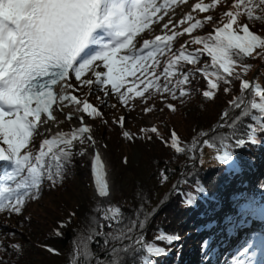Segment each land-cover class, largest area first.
Masks as SVG:
<instances>
[{
    "label": "trees",
    "instance_id": "1",
    "mask_svg": "<svg viewBox=\"0 0 264 264\" xmlns=\"http://www.w3.org/2000/svg\"><path fill=\"white\" fill-rule=\"evenodd\" d=\"M255 2L258 4V0ZM234 3L235 0H217L216 7L207 12L213 13L222 6H226L223 13L236 11ZM223 13L220 19L226 22ZM253 15H264V7L257 8ZM238 20L239 23L245 21L254 33L264 37V19L249 20L242 15ZM203 28L205 23L192 34L197 36V31L202 37L214 34V31L204 33ZM196 47L203 46L196 44ZM256 52L250 57L234 58V70L238 76H228L214 67L211 57L205 53L194 65L181 61L177 74L167 81L162 73L170 54L157 55L160 63L149 75L151 80L160 77L155 84L147 88L146 85L138 88L130 84L129 88L121 87L119 92L113 91L112 87L102 89L106 96L119 97L116 103H105L101 97L92 98L99 115L91 117L97 122L103 140L118 148L127 146L128 154L130 149H136L138 153L137 161L122 171L123 175L130 172L131 176L128 187L122 190L113 206L119 209L120 223L103 228V232L109 234L108 246H104L105 237L94 235L95 231L101 230L98 227L100 213L96 211L97 207L101 208L100 203L83 192L72 155L62 179L55 183L45 179L39 194L33 193L34 198L25 201L20 213L0 212V264H87L82 255L85 250L92 257V264H96L97 259L102 264H178L180 242L188 236L189 227L199 231L203 225L210 228L217 224L218 231L228 233L233 223L254 214L259 209L257 202L260 199L242 187L220 161L206 159V154L210 149L212 153L220 148L231 152L247 175L264 191V168L260 167V164L264 165V146L259 143V140L264 141V109L252 107L264 103L257 95L258 91L264 92V50L257 49ZM172 54L178 55L179 48L172 50ZM190 71L188 82L179 84L183 75ZM216 71L223 78L217 80L212 75ZM209 80L218 84L213 98L203 95L204 91L211 90ZM244 81L249 82V89H242ZM166 82L168 92L162 90ZM156 84L160 85L159 90ZM84 88H81L83 94ZM181 90L186 93L184 96L180 95ZM137 92H143V95L138 96ZM121 94H124V100H121ZM151 95L157 98L153 99ZM161 98L166 103L157 105L156 100ZM229 101L243 106L230 107ZM136 102L141 103L144 113L153 114L157 109L161 116L155 117V123L143 125L136 118L139 114ZM118 107L123 110V123L116 116ZM225 110L228 111L226 123L221 120ZM221 123L225 126L219 127ZM153 127L156 132L151 131ZM125 132L129 135L125 136ZM173 132L177 137L176 147L171 143ZM43 140L39 143L33 140L29 150L37 153ZM58 146L62 147L61 144ZM177 147L183 151H177ZM5 166L11 169L10 162L2 161L1 169ZM165 175L167 179H164ZM42 198L47 202L41 205V213L28 215L26 210ZM189 202L195 204L194 208L200 214H205L202 221L188 206ZM5 217H13L18 227L7 224ZM117 236L124 238L112 239ZM185 243L189 246L186 240ZM12 245L20 247L14 249ZM204 248L202 242L194 264H202L208 258Z\"/></svg>",
    "mask_w": 264,
    "mask_h": 264
},
{
    "label": "snow or ice",
    "instance_id": "2",
    "mask_svg": "<svg viewBox=\"0 0 264 264\" xmlns=\"http://www.w3.org/2000/svg\"><path fill=\"white\" fill-rule=\"evenodd\" d=\"M216 3L217 0H213L211 4L196 3L194 8L204 13L210 8H215ZM262 7L264 0H258V4L255 0H235L236 11L223 13L226 22H222V26H215L212 16L205 18L213 23L214 34L203 37L197 35L190 42H185L202 45V48L187 51L182 45L176 55L172 54L171 42L184 33L190 34L203 27L204 22L194 20L189 14L181 21L189 22L183 32L173 31L171 35H157L153 40H145L143 49H136L132 42L133 36L137 31L146 28L160 11L153 0H0V145H6L0 146V161L11 163V169L5 166L3 175H0V212L7 210L10 213H20L25 201L34 198L33 193L39 194L45 179L53 183L62 179L63 171L73 155L72 140L77 138V133L88 131L87 127L82 126L70 138L57 134L51 139L43 140L37 153L29 150V145L35 139L34 133L38 134V127L47 123L42 120V114H47L50 120L53 105L57 101L75 100V97L65 94L66 78L70 71L75 73L76 80H80L82 73L93 61L102 59L108 72L103 74L106 79L102 78L101 72H95L96 82L101 85L110 83L112 90L119 92L127 75H132L137 80L145 77L141 83H145L146 88L155 84L160 77L156 76L147 81L146 74L151 75L159 65L157 55L170 54L162 73L167 81L177 74V66L181 61L194 65L206 53L211 57L214 67L223 70L228 76H238L234 70V58L250 57L257 49L264 50V37L250 31L247 24H240L238 18L246 15L249 20L264 19V15H253L257 8ZM101 26H106L110 38L101 36L90 40L91 33ZM164 27L168 28V25L165 24ZM90 44L98 45L99 50H93ZM121 49H127L128 54L121 56L117 62L114 57ZM144 50H148L146 54ZM256 54L261 55V52ZM190 74L191 71L185 73L178 83L188 82ZM212 75L217 80L223 78L219 71L213 72ZM84 83L91 85L93 81L86 80ZM209 85L211 90L204 91L203 95L213 98L218 84L209 80ZM155 86L160 89L159 84ZM249 87V82L242 83V89ZM259 87L257 85L258 89ZM162 90L170 91L167 82ZM171 91L175 98V90ZM136 94L140 96L143 92ZM185 94L183 90L180 91L181 96ZM257 95L264 100V92L258 91ZM121 100H124V94H121ZM229 106L239 108L240 103L229 101ZM252 107L264 109V103L253 104ZM83 112L88 116L99 115L97 109L87 102L83 104ZM227 116L228 111L225 110L221 114V120L225 123ZM71 118L69 115L68 119ZM80 119L83 121L82 116ZM225 123H221L219 127H224ZM151 131L157 130L153 127ZM124 135L129 134L125 132ZM171 143L173 147L177 146L175 132L172 133ZM60 144L65 147H59ZM177 151L183 149L177 147ZM79 154L83 155L84 152ZM161 171L163 172V169ZM93 174L98 194L107 196L108 185L98 154L93 163ZM164 179H167L166 175ZM96 211L101 214L98 223L101 230L95 231L94 235L105 237L104 246L107 247L109 234H105L103 228L105 222L109 228L120 223L119 209L112 206L97 207ZM59 234L57 232V235ZM123 238L112 237L113 240ZM11 247L19 249L20 246ZM82 255L87 264H92V257L87 250ZM96 264L102 262L97 259Z\"/></svg>",
    "mask_w": 264,
    "mask_h": 264
},
{
    "label": "rangeland",
    "instance_id": "3",
    "mask_svg": "<svg viewBox=\"0 0 264 264\" xmlns=\"http://www.w3.org/2000/svg\"><path fill=\"white\" fill-rule=\"evenodd\" d=\"M205 1H210V0H181L179 2H176L175 5L173 7L170 8H166V10L163 12V14L160 16V18L155 21V22H151L146 30V33L143 34L141 39H146L149 40L152 37L157 36V34L161 33V32H166L168 35H171L173 31L176 32H183L184 27L187 25L188 23H181V21L184 20V17L187 15H193L196 18H202L204 23H205V32L204 33H209L211 32V30H213V23L207 21L205 18L207 16H212L213 20L215 21V26L219 25L222 23L221 19H220V15L225 11L226 6H222L220 9L216 10L215 12L211 13V12H204L201 13L198 10H196L194 8V5L196 3H201V2H205ZM227 2H231V0H227ZM167 24L168 28H165L164 25ZM200 32L197 31L196 35H199ZM194 36L192 34L189 33H184L182 36H178L175 38V40H173V48H177L180 46H184L186 48H190V49H195L196 48V44H191V43H185L186 41H191L192 38ZM148 63H150V61H148ZM102 64V61L100 60H96L92 63V65L85 70L84 73H82L80 80H76L75 76H72V79L69 83V90L72 91V94L77 98V100H79L81 103H85L88 102L91 105V101L92 98H97L99 99V97H101V99H105V103H116V100L119 99V97L117 96H112L111 94H109L108 96L104 95L101 88H99L97 85V82H94V79L96 80V76H95V72H98L99 70L103 69L102 66L100 65ZM104 70V69H103ZM105 73H107L105 71ZM137 76H139V73L136 74ZM148 75L146 74V77ZM102 78L106 79V77H104L102 75ZM145 77H140L139 80H137L136 78H134V81L137 85H144L145 83H141L142 80H144ZM85 80H92L93 83L91 85L87 84V88L84 90V94L83 92L78 88H80L82 86V83H84ZM148 81V80H147ZM151 97L157 98V96H152ZM157 101V105H160L161 103H166V100H164L163 98H161L160 100H156ZM93 103V102H92ZM136 106L138 107V120L139 122H142L143 125H151L153 123H155V117L161 116V114L159 113L160 111L156 109V112L153 114H147L144 113L142 110V106L140 102H136ZM243 106V105H241ZM64 107V106H63ZM66 107L63 108V110H65ZM90 110V108H89ZM116 116L118 118H122L123 116V110L120 109L119 107L116 110ZM43 120V119H42ZM62 122V128L65 130V132H71L72 129H69V125L67 124L66 120H61ZM84 123L86 124V127L88 128V131L86 132V134L88 135L89 133H91L92 135H94L95 139L97 140V145L100 148V150L102 151V153L104 154V158L106 161V165L109 171V181H110V186H111V192L112 195L110 197V202H109V206H114V203L116 202L117 199L120 198L122 190H125L128 187V181L129 178L131 176L130 172H127L123 175L122 171L124 170L125 167L130 166L132 163H135L138 159V153L136 151V149H130V153L128 154V151L125 149L128 147L126 146L125 148L123 147L124 145H121L120 148H118L117 146H113V145H108L102 138L101 133L99 131L97 122L91 117L86 115L85 119H84ZM41 127H38V134L34 133L35 136V142L39 143L41 140L49 138V137H55V135L57 136L56 133H53V131L47 132L46 128H43V130L40 129ZM90 135V134H89ZM84 136V135H83ZM62 147H65V145L61 144ZM93 145V144H91ZM120 146V144H118ZM224 149H221L218 152H211V149L209 150V152L206 154V159H208L209 161L212 162V160H216V161H220L223 165H225L226 167H229L230 164L228 162V156L226 154L225 151H223ZM72 153H73V159L75 161V166L77 169V180L78 183H80V186L82 187V189L84 190V193H88L89 195H91L93 198H95L98 202H100L95 196H93V194L91 193V186H90V179L89 176L87 177H82V171L86 170L85 166L83 164V162H78V160L75 158L76 156L74 155V151L73 149H71ZM223 156V159H220V157ZM104 161V163H105ZM257 162L260 163V160L257 159ZM237 165L239 166V164L237 163ZM240 167V166H239ZM232 173L234 174L235 178H240L239 173H236L232 171ZM244 174H247L244 170H243ZM91 177V174H90ZM45 201L47 202L46 199L42 198L40 201H38L37 203L33 204L32 206H30L27 210L26 213L29 214H33V213H41L40 212V207H41V211H42V206ZM193 212H196L199 215V219L200 221H202V217L205 214H200V211L198 209L192 208ZM192 212V213H193ZM23 214V213H22ZM21 214V215H22ZM20 215V216H21ZM5 219V222L7 224L12 225L14 228L18 227V224L16 225V221L13 217H5L3 218ZM19 219L20 217H18L17 222L19 223ZM209 229H213L214 231H217V224H213V226H211ZM189 231L188 236H185L184 239L186 240V242L189 240V236L191 235L194 247L193 248H189V246H186L185 240L183 242H180V246H179V250L178 253L180 255V260L178 261V264L180 263V261L184 262L183 264H192L189 263V259L194 261L195 256L197 255V251L199 248V237L194 238L196 235H198L199 231H195L194 229H192L191 227H189L187 229ZM210 240V239H209ZM212 250V247L209 248V252ZM218 256H220V251H218L215 256L214 259H216ZM229 257V253H225L223 255V261H227ZM196 260V259H195ZM205 263L207 264V259L204 260Z\"/></svg>",
    "mask_w": 264,
    "mask_h": 264
},
{
    "label": "bare ground",
    "instance_id": "4",
    "mask_svg": "<svg viewBox=\"0 0 264 264\" xmlns=\"http://www.w3.org/2000/svg\"><path fill=\"white\" fill-rule=\"evenodd\" d=\"M62 103V107H66L65 110H62L61 112H59L60 114H57L54 116L53 120L47 121V123L43 124L42 126H40L41 130H43V128H46L47 132L53 131V133L56 134H63L65 136V138H70L71 135L76 132L77 129H79L81 127V121L78 120V118L76 117L77 113H82L83 114V109L80 106V102L75 99V101L72 100H65ZM69 115H71V119H68ZM61 120H66L67 124L69 125V129L71 128L72 131L69 132H65V130L62 128V122ZM84 123V120H83ZM86 126V124H85ZM90 134V135H89ZM88 135L85 133L83 134H79L77 133V138L72 140V147L71 149H73L74 151V155L76 156L75 158L78 160V162H83L85 169L82 171V177H87L89 176L90 179V186H91V193L93 194V196H95L96 198L99 197L98 191H97V186L95 184V181L92 179V177H90V171L92 170V166H93V153H92V145L91 143L94 142L95 147L97 148V151L99 153V157L102 161V163H104L105 158H104V154L102 153V151L100 150V148L98 147V143L97 140L95 139L94 135H92L91 133H89ZM84 135V136H83ZM89 137V138H87ZM83 141V142H81ZM83 151L84 154L80 155L79 153ZM104 168H105V178L107 180V185H108V195L103 198V206L104 208L109 207V202H110V197L112 195V190H111V186H110V181H109V171L106 165V161L104 163ZM112 198V197H111Z\"/></svg>",
    "mask_w": 264,
    "mask_h": 264
},
{
    "label": "water",
    "instance_id": "5",
    "mask_svg": "<svg viewBox=\"0 0 264 264\" xmlns=\"http://www.w3.org/2000/svg\"><path fill=\"white\" fill-rule=\"evenodd\" d=\"M92 149H93L94 157H96V155L98 154V152L96 151V148H95V145H94V144L92 145ZM98 155H99V154H98ZM100 161H101V159H100ZM102 164H103V163H102V161H101V165H102ZM93 176H94V174H93ZM105 197H106V196H100V195H99V197L97 198L98 200L100 199V200H99V201H100L99 203H100V207H101V208H104V206H103V198H105ZM100 215H101V214H100ZM106 227H108V226H107V223L105 222V228H106Z\"/></svg>",
    "mask_w": 264,
    "mask_h": 264
}]
</instances>
